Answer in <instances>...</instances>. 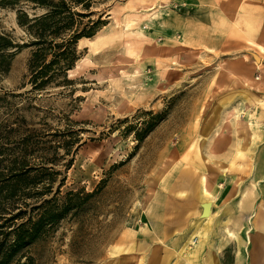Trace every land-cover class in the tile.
Listing matches in <instances>:
<instances>
[{
  "label": "rangeland",
  "instance_id": "obj_1",
  "mask_svg": "<svg viewBox=\"0 0 264 264\" xmlns=\"http://www.w3.org/2000/svg\"><path fill=\"white\" fill-rule=\"evenodd\" d=\"M19 8L33 12L0 1V32L20 45L0 57V206L22 201L26 170L54 188L63 178L77 206L10 264H203L182 250L190 225L213 214L202 178L229 192L220 207L244 200L218 264H250L243 242L264 247V224L245 208L264 184L253 164L264 90L248 86L264 82V0H94L105 24L78 40L69 82L41 91L25 85Z\"/></svg>",
  "mask_w": 264,
  "mask_h": 264
},
{
  "label": "trees",
  "instance_id": "obj_2",
  "mask_svg": "<svg viewBox=\"0 0 264 264\" xmlns=\"http://www.w3.org/2000/svg\"><path fill=\"white\" fill-rule=\"evenodd\" d=\"M0 1L12 6L25 5L33 10L29 13L19 8L17 14V23L29 37L26 45L32 48L25 85L33 91L67 84V71L73 68L79 57L78 40L93 36L105 24V19L93 17L91 7L94 0ZM19 46L10 34L0 32V57L4 56L5 50ZM142 134H138L137 138L141 139ZM24 172L26 177L19 179L22 183L18 186L24 189L25 180L31 184L23 191L22 201H10L9 205L0 206V264H10L23 248L40 236L47 225L77 206L71 198H66L67 194L75 195V192L61 193L63 178L54 188L53 176L41 179L38 173L29 175V170ZM39 183L41 185H37ZM6 190L10 196L16 191L14 186ZM91 195L92 192L85 194L86 197ZM26 196H31L34 201H25Z\"/></svg>",
  "mask_w": 264,
  "mask_h": 264
},
{
  "label": "crops",
  "instance_id": "obj_3",
  "mask_svg": "<svg viewBox=\"0 0 264 264\" xmlns=\"http://www.w3.org/2000/svg\"><path fill=\"white\" fill-rule=\"evenodd\" d=\"M243 149L245 150V148ZM253 149L255 150L254 155H253L254 156L253 164L256 166L255 169L264 170V166H263L264 165V145L260 142V146L256 145L255 147H253ZM257 166L259 168H257ZM214 186H216V184H214ZM214 186H212L213 187L212 189L213 197L211 198L214 202V206L212 207L213 214L208 220L202 221L201 223V230L204 231V236L199 235L197 233H193L195 234L194 236H196L195 242L198 244V246L196 248L189 250L190 255L188 257L189 259H192L193 257H196L199 255L200 261L203 264H218L219 253L221 249H223L224 242H230L231 240V238L229 237L230 236L229 233L232 234L235 226L241 223V221H239L240 218L236 220L237 218L233 214H234V211L240 209V202L244 200H241L240 198L239 200H237V203L235 204V199H233L231 201L232 204L229 201L227 202L229 205L228 204L223 205V208H222L220 206L224 203H219V202L220 201L226 202L225 200H227L230 194L229 192L227 194H224L222 192L221 187L218 188ZM260 186H262V189L260 187L259 190H256L255 194L250 193L247 197H245V200H246L245 202H247L245 208L250 209L249 211L253 215L252 217H254L252 224L256 225L257 227H259V225H261L262 223L264 224V221H262L261 219L262 217L261 214H263L262 212H264V184L263 185L261 184ZM253 201L254 203H256L255 205L254 204L252 205ZM230 210L233 212H231ZM202 211L200 212V206H199L196 221L199 220V216H201ZM190 232H191L190 234H192L191 225H190ZM198 236H199V239H198ZM258 243L260 244L259 246H258ZM258 243L250 242V241L249 243L248 241L243 242V245L247 247V254H248V259H249L250 264L252 263L264 264V262L261 261V259L264 258V254H261L257 252L256 250L258 248L263 249L264 247L261 245V242H258Z\"/></svg>",
  "mask_w": 264,
  "mask_h": 264
},
{
  "label": "bare ground",
  "instance_id": "obj_4",
  "mask_svg": "<svg viewBox=\"0 0 264 264\" xmlns=\"http://www.w3.org/2000/svg\"><path fill=\"white\" fill-rule=\"evenodd\" d=\"M264 51V50H263ZM248 86H252L253 88H255V89H257V90H264V82L263 81H261V82H259V83H256V82H252L251 84H248ZM248 95V94H247ZM256 100V99H255ZM244 103V102H243ZM235 111H236V109H235ZM232 115V114H231ZM235 117V116H234ZM235 120V119H234ZM233 120V121H234ZM249 120V119H248ZM235 125V124H234ZM250 130V129H249ZM251 133V132H250ZM245 137H246V135H245ZM251 139V138H250ZM241 150H243V147H240L237 151L239 152V151H241ZM261 163H263V162H261ZM263 165V164H262ZM264 166V165H263ZM257 168H259L258 166H257ZM256 170H258V169H256ZM259 171H260V169H259ZM260 173V172H259ZM205 178H202V181H201V183H200V191H201V193H206V192H208V193H212V191L210 190V188H209V185H208V181L205 179ZM244 192H245V190H244ZM223 227V226H222ZM228 227V226H227ZM191 229H192V232L193 233H198L199 235H202V236H204V231L203 230H201V224L200 223H194V225H192V227H191ZM206 229V228H205ZM228 229V228H227ZM206 231V230H205ZM232 231V230H231ZM228 232V231H227ZM193 235V234H192ZM191 234L188 236V240H186L185 241V243L182 245V250H183V252L184 251H186V252H188L189 250H191V249H193V248H196L197 246H198V244L196 243V242H194V243H192V245H191V242H192V238H193V236H192ZM229 235H232V234H230L229 233ZM202 238V237H201ZM240 238V237H239ZM237 239H238V237H237ZM202 242V241H201ZM242 242V241H241ZM260 242V241H259ZM189 245H190V247H189ZM199 248V247H198ZM191 252V251H190Z\"/></svg>",
  "mask_w": 264,
  "mask_h": 264
},
{
  "label": "water",
  "instance_id": "obj_5",
  "mask_svg": "<svg viewBox=\"0 0 264 264\" xmlns=\"http://www.w3.org/2000/svg\"><path fill=\"white\" fill-rule=\"evenodd\" d=\"M210 208V203L209 202H205L203 203V211H202V215H206L207 212L209 211Z\"/></svg>",
  "mask_w": 264,
  "mask_h": 264
},
{
  "label": "built area",
  "instance_id": "obj_6",
  "mask_svg": "<svg viewBox=\"0 0 264 264\" xmlns=\"http://www.w3.org/2000/svg\"><path fill=\"white\" fill-rule=\"evenodd\" d=\"M196 241V236H194L193 238H192V242H195Z\"/></svg>",
  "mask_w": 264,
  "mask_h": 264
}]
</instances>
